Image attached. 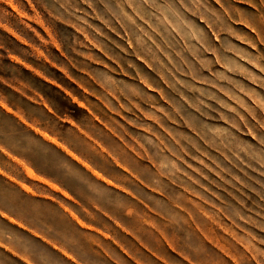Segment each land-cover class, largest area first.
I'll list each match as a JSON object with an SVG mask.
<instances>
[{
    "label": "rangeland",
    "instance_id": "rangeland-1",
    "mask_svg": "<svg viewBox=\"0 0 264 264\" xmlns=\"http://www.w3.org/2000/svg\"><path fill=\"white\" fill-rule=\"evenodd\" d=\"M0 264H264V0H0Z\"/></svg>",
    "mask_w": 264,
    "mask_h": 264
},
{
    "label": "clouds",
    "instance_id": "clouds-1",
    "mask_svg": "<svg viewBox=\"0 0 264 264\" xmlns=\"http://www.w3.org/2000/svg\"><path fill=\"white\" fill-rule=\"evenodd\" d=\"M71 146V145H70ZM42 150V149H41ZM74 150H76L75 148H74ZM43 151V150H42ZM66 155V154H65ZM65 171H67L66 169H64ZM70 176H72V175H70ZM72 177H74V176H72ZM92 195H97L96 193H92L91 192V189H90V191H89Z\"/></svg>",
    "mask_w": 264,
    "mask_h": 264
},
{
    "label": "trees",
    "instance_id": "trees-1",
    "mask_svg": "<svg viewBox=\"0 0 264 264\" xmlns=\"http://www.w3.org/2000/svg\"><path fill=\"white\" fill-rule=\"evenodd\" d=\"M37 137L41 138L40 136L36 135ZM34 166V165H33ZM35 167V166H34Z\"/></svg>",
    "mask_w": 264,
    "mask_h": 264
},
{
    "label": "bare ground",
    "instance_id": "bare-ground-1",
    "mask_svg": "<svg viewBox=\"0 0 264 264\" xmlns=\"http://www.w3.org/2000/svg\"><path fill=\"white\" fill-rule=\"evenodd\" d=\"M14 6V5H13ZM124 229V228H123Z\"/></svg>",
    "mask_w": 264,
    "mask_h": 264
}]
</instances>
